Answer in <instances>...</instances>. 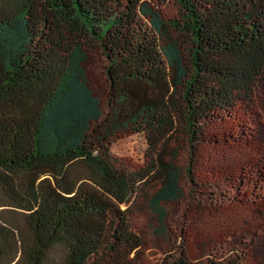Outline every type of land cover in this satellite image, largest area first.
Returning <instances> with one entry per match:
<instances>
[{
	"label": "trees",
	"instance_id": "1",
	"mask_svg": "<svg viewBox=\"0 0 264 264\" xmlns=\"http://www.w3.org/2000/svg\"><path fill=\"white\" fill-rule=\"evenodd\" d=\"M176 1L179 20L142 0H0V264H145L137 218L163 223L185 178L190 206L226 202L231 172L194 168L221 140L209 128L264 106V0ZM93 41L106 112L83 65ZM127 134L146 145L133 170L111 158ZM258 250L205 257L181 242L159 264H264Z\"/></svg>",
	"mask_w": 264,
	"mask_h": 264
},
{
	"label": "rangeland",
	"instance_id": "2",
	"mask_svg": "<svg viewBox=\"0 0 264 264\" xmlns=\"http://www.w3.org/2000/svg\"><path fill=\"white\" fill-rule=\"evenodd\" d=\"M142 1L159 11L165 19H181L182 10L176 0ZM86 51L87 57L83 62L86 76L101 102L102 112H106L107 61L97 42L88 44ZM205 133H217L221 140L200 148L194 174L211 178L213 171L231 172L234 185L222 187L224 203L205 197L201 201L194 199L190 206L189 181L185 178L182 181L184 196L165 204L167 216L163 223L153 215L138 217L136 226L145 237V246L140 251L145 264H159L181 242L195 254H205V257L224 258L233 248L256 258L262 257L258 248L264 247V216L261 211V204L264 203V150L261 148L264 140V106L259 102L247 122L221 120ZM111 150L112 162L117 168L133 170L143 161L146 145L141 136L127 134L117 139ZM178 162L186 166L187 151L180 153ZM196 197L200 195L196 194ZM203 235L214 240L208 250H203L198 241Z\"/></svg>",
	"mask_w": 264,
	"mask_h": 264
}]
</instances>
